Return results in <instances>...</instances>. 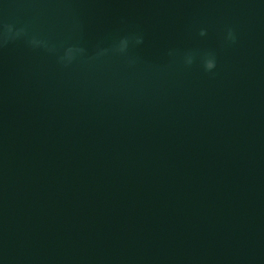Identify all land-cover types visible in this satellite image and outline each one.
Masks as SVG:
<instances>
[{"label": "water", "instance_id": "95a60500", "mask_svg": "<svg viewBox=\"0 0 264 264\" xmlns=\"http://www.w3.org/2000/svg\"><path fill=\"white\" fill-rule=\"evenodd\" d=\"M0 264H184L89 147L3 0Z\"/></svg>", "mask_w": 264, "mask_h": 264}, {"label": "clouds", "instance_id": "9594fccd", "mask_svg": "<svg viewBox=\"0 0 264 264\" xmlns=\"http://www.w3.org/2000/svg\"><path fill=\"white\" fill-rule=\"evenodd\" d=\"M9 32L12 31L11 27L8 29ZM19 35V33H17ZM200 35L204 36L206 35V31L204 29H201ZM226 39L230 43H235L236 41V34L235 31L231 28L227 30V36ZM131 39L130 38H123L119 41L115 51L124 53L127 52V50L130 47L131 44ZM33 46H39L42 42L37 41L33 39L31 41ZM135 43H142V37H136L135 38ZM83 52V49L78 48V47H69L68 49L65 50L64 55L61 57V61L65 63H71L72 60L76 58L77 55L81 54ZM103 54V53H101ZM194 62V57L192 54H186L185 55V63L187 65H191ZM202 66L206 72H212L215 67H216V60H215V54L214 53H206L202 57Z\"/></svg>", "mask_w": 264, "mask_h": 264}]
</instances>
